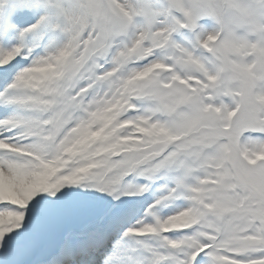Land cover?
<instances>
[{
	"label": "snow or ice",
	"instance_id": "1",
	"mask_svg": "<svg viewBox=\"0 0 264 264\" xmlns=\"http://www.w3.org/2000/svg\"><path fill=\"white\" fill-rule=\"evenodd\" d=\"M0 264H264V0H0Z\"/></svg>",
	"mask_w": 264,
	"mask_h": 264
}]
</instances>
